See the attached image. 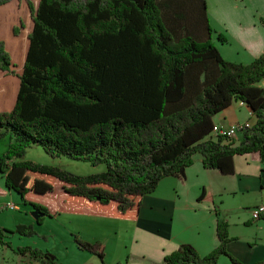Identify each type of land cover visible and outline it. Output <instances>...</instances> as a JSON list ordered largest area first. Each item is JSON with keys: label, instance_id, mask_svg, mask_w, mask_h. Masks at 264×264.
<instances>
[{"label": "trees", "instance_id": "trees-1", "mask_svg": "<svg viewBox=\"0 0 264 264\" xmlns=\"http://www.w3.org/2000/svg\"><path fill=\"white\" fill-rule=\"evenodd\" d=\"M23 1L27 32L24 17H0V140L10 137L0 196L17 193L39 221L60 213L137 221L144 197L166 176L184 179L197 153L224 174L237 154L264 161V52L249 64L226 60L206 0H0V10ZM238 101L256 122L236 145L212 132L215 115ZM35 145L106 169L78 175L25 160ZM7 232L0 227V241L10 245ZM217 236L207 255L185 243L163 263L218 264L225 255L243 264L227 250V221L218 220ZM77 242L103 261L101 244ZM16 251L62 264L51 251Z\"/></svg>", "mask_w": 264, "mask_h": 264}, {"label": "crops", "instance_id": "crops-1", "mask_svg": "<svg viewBox=\"0 0 264 264\" xmlns=\"http://www.w3.org/2000/svg\"><path fill=\"white\" fill-rule=\"evenodd\" d=\"M206 2L212 27L228 38L225 43L230 46L228 60L249 64L264 52V0ZM217 46L220 52L225 48ZM241 122L253 126L256 116L240 101L214 117L218 127ZM212 133L217 135L215 131ZM241 137L239 134L234 140L236 145ZM234 167L232 174L206 169L203 156L197 153L184 179L166 176L155 191L144 197L135 225L154 244L152 253L146 254L149 259L164 264L165 256L185 243L192 244L200 253L210 252L219 244L218 220L227 221L233 238L227 244L228 252L243 264H256L264 259V218L253 220L251 215V210L264 201V161L259 152L237 154ZM8 193L14 194L7 192L3 197ZM202 194L203 199L199 200ZM28 210L31 211L30 207ZM191 222L195 224L192 231L189 232L190 227L184 232L178 229V225L185 227ZM0 251L4 252L6 264H41L29 255L16 253L11 243L0 241Z\"/></svg>", "mask_w": 264, "mask_h": 264}, {"label": "rangeland", "instance_id": "rangeland-1", "mask_svg": "<svg viewBox=\"0 0 264 264\" xmlns=\"http://www.w3.org/2000/svg\"><path fill=\"white\" fill-rule=\"evenodd\" d=\"M34 1L38 2V0ZM20 16L24 17L27 22L25 28V32H27L31 27L32 21L28 6L24 1L20 2L19 5L17 3L16 5L12 4L0 10L2 21L8 18L17 19ZM9 26L11 28L12 23L8 25V28ZM213 34V41L216 45L225 46L221 52L225 59L228 60L226 56L228 53L227 49L230 46L226 45L227 43L222 44L217 39L218 32L215 29ZM9 143L10 137L8 135L0 140V154L6 151ZM24 159L40 164L59 165L67 171L78 175L98 173L106 169L104 164L93 166L89 162L81 160L66 157L54 158L46 153L42 147L36 145L27 148ZM0 185L2 187L5 186V179L2 177L1 172ZM8 194L6 197H0V227L13 231L12 233L7 232L6 241L11 243V247L16 253L18 247L31 246L44 251H51L62 264H156L154 263L155 259H149L146 255L148 252L152 253L154 244L148 240L146 233L142 232L143 229L135 225L136 221H131L126 217L105 218L89 216L86 213L84 215L60 213L54 217L46 216L39 221L32 211H27L28 207L22 203L17 193ZM9 201L18 203L19 209H2V206ZM193 222L185 227L178 225V229L184 232L187 227H190V232L195 227ZM19 225L30 227V233H28L29 229H25V234L16 232ZM77 240L94 246L97 243L101 244V248L104 251L103 261L95 252L81 248ZM210 252L199 253L204 256ZM4 256V252L0 251V264H6L5 260H3ZM218 264L232 263L228 256L222 255L218 260Z\"/></svg>", "mask_w": 264, "mask_h": 264}, {"label": "built area", "instance_id": "built-area-1", "mask_svg": "<svg viewBox=\"0 0 264 264\" xmlns=\"http://www.w3.org/2000/svg\"><path fill=\"white\" fill-rule=\"evenodd\" d=\"M251 124L249 122H244V123H236L231 126H214L213 131H215L217 134L225 137L228 141H234L239 134H242V132L250 128ZM9 208V209H14L18 210L19 207L16 203L14 202H8L6 205L2 206V209ZM251 215L253 220H259L261 218H264V201L254 207L251 210Z\"/></svg>", "mask_w": 264, "mask_h": 264}, {"label": "water", "instance_id": "water-1", "mask_svg": "<svg viewBox=\"0 0 264 264\" xmlns=\"http://www.w3.org/2000/svg\"><path fill=\"white\" fill-rule=\"evenodd\" d=\"M33 214H34L36 217H38V215H37L35 212H33Z\"/></svg>", "mask_w": 264, "mask_h": 264}]
</instances>
